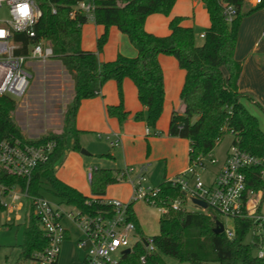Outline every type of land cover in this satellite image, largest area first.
I'll return each mask as SVG.
<instances>
[{
  "label": "trees",
  "instance_id": "1",
  "mask_svg": "<svg viewBox=\"0 0 264 264\" xmlns=\"http://www.w3.org/2000/svg\"><path fill=\"white\" fill-rule=\"evenodd\" d=\"M75 1L36 0L41 16L35 26L36 37L33 40L44 38L51 44L53 58L61 60L73 81L72 97L63 112L60 131L51 130L37 139H26L13 117L17 107L15 99L0 95V140L20 139L35 144L46 140L56 142L47 162L38 165L28 180L0 166L3 193L17 186L21 190L26 189L31 196L42 195L41 190L48 185L64 204L88 213L101 209L98 203L87 204L89 196L62 181L55 172V164L67 147L68 135L73 139L72 148L80 149V130L76 127L80 103L97 95L108 80H113L119 100L116 104H106L105 112L107 117L115 118L121 124L131 114L122 100V83L129 78L143 107V110L132 114L133 119L143 120L147 127L155 128L165 98L164 76L159 61V55L165 54L173 56L184 72L179 92L182 110L171 111L168 134L187 139L189 163L200 157L209 158L223 136L231 134V143L261 160L259 168L249 171L248 184L261 190L264 198V180L260 179L258 173L264 170V131L259 127L256 116L242 102L246 95L238 89L241 62L234 58L242 18L261 5L244 10L245 0H226L237 8L235 17L228 23L217 0H201L209 24L204 29L202 42L197 43L195 28L184 24L185 16L182 15L169 19V32L166 35L154 34L144 27L145 19L150 14L168 16L176 0H98L94 23L102 25L104 32L96 39V52L81 46L82 26L87 22L83 15L69 17V7ZM52 5L55 7L54 13L51 11ZM110 26H115L127 36L136 49L134 56L118 52L114 59H98ZM23 40L25 44L28 42L26 38ZM102 156L108 157L110 154ZM116 176L112 169L94 168L90 182L91 195H104L107 185L119 182ZM158 186V200L164 201L166 197L182 200L183 194L178 187L164 181ZM23 207V239L19 259L13 264L32 259L33 253L42 251L47 244L31 201L26 199ZM129 211L138 233L142 234L133 203ZM214 218L210 210L189 211L181 207H168L158 218L159 231L153 236L155 249L146 252L143 245L137 243L133 250L122 256L119 264H167L163 256L190 264H264V257L255 255L258 238L253 236L251 241L247 240L251 219H234V236L229 239L224 232L216 234L212 231ZM142 254L145 256L144 262L139 259Z\"/></svg>",
  "mask_w": 264,
  "mask_h": 264
},
{
  "label": "built area",
  "instance_id": "2",
  "mask_svg": "<svg viewBox=\"0 0 264 264\" xmlns=\"http://www.w3.org/2000/svg\"><path fill=\"white\" fill-rule=\"evenodd\" d=\"M97 1L76 0L69 7V17L74 18L80 14L87 22H94ZM217 1L225 21L230 23L237 13L236 6L226 0ZM250 1L264 7V0ZM2 8L5 13L0 15V95L22 97L31 78L27 70L30 61L45 62L53 58V48L44 38L33 40L36 37L35 26L41 16V9L36 0H0V9ZM51 11L55 12L53 5ZM200 37L203 38L204 33H200ZM23 38L28 39L26 44ZM148 130L147 127L145 131ZM108 139L114 147L119 146L121 142L119 133L110 134ZM55 146V140L35 144L4 138L0 140V166L28 180L38 165L47 162ZM209 164L216 165L217 168L210 170ZM260 165L261 160L258 157L231 143L222 161L213 154L209 158L200 157L188 163L184 170L164 180L172 187L179 188L183 194L182 200L170 197H166L164 201L158 200L159 186L147 185V167L142 166L134 173L132 167L126 166L117 173L116 178L118 181L128 178L131 183L132 195L128 203L90 195L86 203H98L102 206L101 209L88 213L71 206V209L67 210L43 195L31 196L26 189L17 190L13 186L4 193L8 195L9 201L1 199L0 208L6 210L7 220H10L9 214L22 209L21 198L31 201L40 228L47 239L44 249L32 255L37 264H57L61 243L68 233L63 219L69 220L79 230L76 243L84 251L80 264H119L124 255L123 251L128 248L130 252L137 243H141L146 252L154 250L153 237L147 238L138 233L137 226L130 216L129 206L138 200L156 208L160 214L166 212L168 207H181L189 211H205L210 208L232 221L249 218L252 220L249 241L253 236L258 238L255 255L263 258L264 213L261 209L259 213L256 211L263 200L254 197L257 192L262 194V191L248 184L249 171L259 168ZM93 170L94 168L89 167L86 171L89 183ZM258 173L260 179L264 180V170ZM194 199L206 203V208L197 205ZM15 219H20V215L16 214ZM219 221L226 237L233 238L234 227L226 228L224 223ZM139 259L144 262V254L140 255Z\"/></svg>",
  "mask_w": 264,
  "mask_h": 264
},
{
  "label": "rangeland",
  "instance_id": "3",
  "mask_svg": "<svg viewBox=\"0 0 264 264\" xmlns=\"http://www.w3.org/2000/svg\"><path fill=\"white\" fill-rule=\"evenodd\" d=\"M175 4L179 11L185 12L184 15L186 17L183 23L195 28L196 42L201 43L202 38L198 35L199 31L206 28L208 24L204 4L201 0H176ZM248 6L249 4L245 5L244 9H247ZM259 9L261 8L259 7L252 12ZM4 13L5 10L3 8L0 9V15H4ZM112 29H114L113 31H118L115 26L108 28L107 40L99 53L101 55V61L114 59L117 52L119 51L120 53L122 43H119L118 38L111 34ZM102 32H104L102 25H96L93 21L85 23L82 26V46L97 52L96 39ZM124 39H127L125 35ZM62 65L60 59L51 58L45 62L30 61L27 66V70L31 74L29 86L22 97H12L16 103H20L14 112V119L19 128L30 136V138L24 136L26 139H37L41 135L51 131V129L53 131H60L62 128V125L59 127L60 114L70 102L73 93L71 79L66 72V68H63ZM166 74L169 76L168 71ZM183 77L180 88L183 83ZM126 79L131 83V87L125 90L124 82L122 83V100L124 106L131 110L135 105L138 106V100L134 85H132L129 78ZM167 81L170 87L167 89L165 87L163 110L155 128L148 127L149 130L146 132V127L133 119L132 114L134 111H131L132 113L129 116L134 121L126 127L122 126L123 128L121 130L124 129L123 131L126 132L128 138L124 142L120 136V147L112 146L110 139H108V136L112 133H121L119 131L120 126H118L116 121H108L103 114L99 115L97 113L96 108H94L93 113L78 110L76 127L81 130L78 137L80 149L76 150L72 148L73 139L71 135H68L67 147L64 149L63 156L55 164L57 177L77 190L90 194V183L85 178L86 171L89 167L109 168L118 173L127 166L132 167L135 170L134 173H137L140 167L146 166L147 185L151 186H156L161 180L164 181L167 177L172 176L171 169L173 168L172 165L175 163V160H170V155L177 156V160L184 158L187 152V143L182 139H178L177 141L161 139V137L166 135V126L170 111L182 108L179 100L180 88L176 91L173 90V81L171 83L169 77H167ZM87 99L91 101L102 99L106 101L105 103L110 104L118 102L119 97L115 82L108 80L97 91V95ZM251 113L256 116L259 127L264 131V106L252 108ZM79 115L80 121L78 120ZM43 130L47 131L43 133ZM146 134L155 135L154 137L160 139H150L148 146L144 139ZM231 140L232 135L225 134L213 149V156L222 161L226 150L231 144ZM82 149L88 154L82 153ZM107 153H112L114 158L102 156ZM208 168L215 170L217 166L209 164ZM164 170H166L165 177H163ZM14 189L18 190V187L14 186ZM41 194L56 204L61 202L62 208L67 210L71 209L50 191L48 185L43 187ZM105 194L108 198H114L128 203L132 195V186L129 179L126 178L107 185ZM260 194L257 192L254 196L255 199L261 198L263 200L256 211L259 213L261 209V212L264 213L263 193ZM1 199L7 202L9 201L8 195L2 193L0 189ZM20 201L25 206L26 199L21 198ZM188 206L193 208L190 204ZM133 209L136 219L141 226L143 236L148 238L156 235L159 231L158 218L160 212L156 208L148 206L139 200L133 203ZM209 210L212 211L210 208H207L205 211ZM213 213L217 219L224 223L226 228L232 229L233 221L230 218L224 217L214 211ZM16 214L20 215V219H15ZM24 214L25 207L13 211L9 214L10 220H7L6 211L0 208V264H13L19 259L20 244L23 239ZM63 224L69 230V237L61 243L57 264H80V258L81 256L83 257L84 251L76 243L79 237V230L73 223L66 219H63ZM249 239L250 235L247 236V240ZM163 258L167 264H190L188 262H180L171 256H163ZM20 264H37V262L33 259H23L20 261Z\"/></svg>",
  "mask_w": 264,
  "mask_h": 264
},
{
  "label": "crops",
  "instance_id": "4",
  "mask_svg": "<svg viewBox=\"0 0 264 264\" xmlns=\"http://www.w3.org/2000/svg\"><path fill=\"white\" fill-rule=\"evenodd\" d=\"M247 4H249V6L247 7V9H244L245 5H247ZM256 6L257 5H255L252 1L245 0V4H244L243 9L248 10V9H251L253 7H256ZM260 8L261 9L256 10L255 12H252V13H250V14H248L242 18L240 25H239L237 40H236L235 49H234V58L241 62V73H240V77L238 80V89L243 95H246L244 98H242V102L245 104V106L247 107V109L250 112L252 111V108H254V107L258 108V107L264 106V7L260 6ZM184 14H185V12L179 11L177 5L175 4V5H173V8H172V10L168 16L163 15V14H158V13H153V14L148 15L145 19L144 27L147 31L152 32L154 34L166 35L169 32V29H168L169 19L175 15H182V16L186 17V15H184ZM207 18H208V16H207ZM208 24H209V21H208ZM208 24H207V26H208ZM204 29L199 31V34H198L199 37H200V33H204ZM113 30L114 29H112L111 34L115 35L118 38L119 43H122V46L120 48V53H122L126 56H134L136 54V49L129 42L127 36L125 34H123L122 32H120L117 28H116V30H118V31H113ZM119 32L123 35H121ZM124 35L126 36L127 39H124ZM125 40H128V41H125ZM81 43H82V40H81ZM81 46H82V44H81ZM82 48L86 49L83 46H82ZM87 50H90V49H87ZM98 59L100 61L102 60L101 55L99 53H98ZM159 61H160V64H161V67L163 70L164 85H165L166 89L168 87H170L168 84V81H167V77H169L170 82L172 83V81H173V83H172L173 84V90H175V91L178 90L180 88V83L182 81V77L184 76L183 70L181 68H179L177 61L172 56L160 54L159 55ZM63 68H65V67L63 66ZM167 71L169 72V76H167V74H166ZM67 74H68V72H67ZM69 78L71 79L70 75H69ZM127 80L128 79H126V78L123 80L124 85H125V90H128L131 87V83ZM71 83H72V92H73V81H72V79H71ZM132 85H134V84L132 83ZM134 88H135V86H134ZM135 93H136V89H135ZM136 97H137V95H136ZM113 101H115V100H113ZM105 102L106 101L102 100V99L101 100H93V101H91L89 99H83L80 103L78 110H82V111L85 110L88 113H93L94 108H96L97 113L99 115L103 114L104 117L108 121H110V122L116 121L118 126H120L119 131L122 133V134L120 133V136L123 138V140L125 142L128 137L126 135V132L123 131L124 129L121 130L123 128L122 126L126 127L129 124H131L134 120H132L131 116H128V118L125 121H123L121 124H119L115 118L107 117L106 112H105V106H106V104H110V103H105ZM116 103H113V104H116ZM19 105H20V103H17L16 109L18 108ZM126 109L129 110L130 112L131 111L137 112V111L143 110V107L141 106V104L138 101V106L135 105L134 108L131 110L128 108H126ZM181 110H182V108L179 109L178 111L181 112ZM171 111H170L169 116H168V122H169ZM63 112H64V110H62V113L60 114L59 127H61V125H62ZM79 114H80V112H79ZM77 115H78V112H77ZM13 117H14V113H13ZM78 120L80 121V115L78 117ZM137 122L142 123L147 128V125L145 124V122L143 120H139ZM168 122H167V126H166V135H164V137H161V139H163V140L165 139L167 141H177L178 139H182V140H185L187 143V152H186V155H184V158L177 160V156H175L173 154L170 155V160H175V163H173V165H172L173 168L171 169V173L174 175V174L184 170L188 166V163H189L188 141L185 138L169 135L168 134ZM146 128H145V130H146ZM46 131L47 130H43L42 132L44 133ZM21 132L23 133L24 136H26L27 138H30V136L27 135L25 131L21 130ZM37 135H39V134H37ZM154 136L155 135H151V134H146L144 136V139L147 142L148 146H149L150 139H156L157 138ZM158 139H160V138H157V140ZM115 147H120V145L115 146ZM109 154H110V156H108V157L114 158L112 153H109ZM163 175H164L163 177L166 176V170H164ZM85 178H86V175H85ZM162 181L163 180H161V182ZM0 189L3 193V190H2L3 186L2 185H0ZM83 194L87 195V196L91 195V193L90 194L83 193ZM102 196L107 197L106 194H104ZM58 204H60V203H58ZM66 206L71 207L70 205H67V204H66ZM1 209H4V208H1ZM65 227H66V225H65ZM66 229H67V227H66ZM67 232L68 233H67L66 238L69 237V230L68 229H67ZM80 261H82V256L80 258Z\"/></svg>",
  "mask_w": 264,
  "mask_h": 264
},
{
  "label": "water",
  "instance_id": "5",
  "mask_svg": "<svg viewBox=\"0 0 264 264\" xmlns=\"http://www.w3.org/2000/svg\"><path fill=\"white\" fill-rule=\"evenodd\" d=\"M81 152L82 153H84V154H88L85 150H81ZM197 205H199V206H201V207H203V208H206V203H204V202H202V201H199V200H196V199H194L193 200ZM212 231L214 232V233H216V234H218V233H222L223 232V225H222V223L219 221V220H217V219H215V224H214V227H213V229H212ZM129 252V249L127 248V249H125L124 251H123V253L124 254H126V253H128Z\"/></svg>",
  "mask_w": 264,
  "mask_h": 264
}]
</instances>
